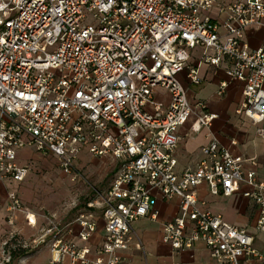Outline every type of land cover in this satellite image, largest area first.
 <instances>
[{
	"label": "built area",
	"instance_id": "1",
	"mask_svg": "<svg viewBox=\"0 0 264 264\" xmlns=\"http://www.w3.org/2000/svg\"><path fill=\"white\" fill-rule=\"evenodd\" d=\"M216 7L223 21L207 14ZM251 28L264 30V0H0V184L29 176L30 164L18 162L26 147L57 158L69 174L83 152L118 164L106 193L78 214L77 239L73 223L50 220L34 240L49 244V264H130L123 252L134 224L156 219L160 198L180 199L179 213L163 225V242L174 250L203 242L224 264H264L255 236L212 212L197 192L207 184L211 194L229 197L248 185L244 196L259 206L256 229L264 234V181L245 170L256 158L235 155L215 137L194 169L179 173L176 157L179 129L192 116L195 133L218 117L204 102L194 109L180 77L199 85L202 65L228 64L220 93L230 81L244 84L237 113L264 138V36L252 49ZM158 90L169 94L167 106ZM8 199L11 226L18 213L37 226L17 190ZM98 208L106 235L92 256Z\"/></svg>",
	"mask_w": 264,
	"mask_h": 264
},
{
	"label": "crops",
	"instance_id": "2",
	"mask_svg": "<svg viewBox=\"0 0 264 264\" xmlns=\"http://www.w3.org/2000/svg\"><path fill=\"white\" fill-rule=\"evenodd\" d=\"M232 1L233 0H219V3L228 4ZM207 14L215 21H223L225 19V15L221 14L217 7L207 12ZM263 36L264 30L249 29L247 31V37L250 47L252 49L259 48L262 44ZM202 52V49L199 48L192 51V64L198 62ZM227 67V63H224L220 68L202 65L200 69L202 82L199 85L191 84L185 73L180 76L183 84L188 89L189 99L194 109H197V103L204 102L206 104V111L217 114L218 117L212 122L209 128L203 127L198 133L192 131V124L196 120L195 116H192L188 123L179 129L181 141L176 152V157L178 159L177 171L181 173L188 169H194L202 158V147L215 137L222 146L229 148L235 155H241L246 158H256L254 164H245V170L256 171L259 179L264 181V138L257 135V127L248 118L237 113L243 101L244 84L239 81H230L226 90L220 93L221 83L229 82L226 74ZM156 98L162 101L165 106L169 104V94L165 90H158ZM20 152L21 151L18 153V162L20 164L29 163L27 161H22ZM86 155L92 157L89 153L83 152L79 159ZM117 169L118 164L116 166V172ZM23 182L17 183L9 181L0 184V197L2 203V211L0 213V243L4 232H7V229L11 227L7 221L6 211L9 204L8 191L10 189L17 190L23 201L19 192L20 185ZM110 185L111 183L109 186ZM249 189V186L243 183L241 184L240 190L232 196H216L211 194L207 184H203L197 189V192L200 200L204 202L205 206L212 212L221 214L230 224L246 228L253 234L255 236V245L264 253V234L256 229L259 206L253 200L244 196V192ZM106 191L103 193H106ZM25 208L36 215L37 226H30L23 213L16 214L15 224L24 222L31 228L41 227L43 222L39 216L26 205ZM155 210L158 212L156 219H152L149 216L134 224L135 238L130 248L123 252V256L128 259L130 264H224L211 255L209 249L203 242H198L193 248L183 251H176L170 245L163 242V225L172 220L179 213V198H174L172 200L160 198ZM96 211L98 215V228L89 241V245L93 249L92 256L95 255V249L101 245L106 235L102 210L98 208ZM76 218L65 224L57 221L62 226L73 223L75 234L71 239L74 240L77 239L80 230L79 225L75 223ZM46 227L47 223L42 230ZM51 260V249L49 244L46 243L42 244L40 251L35 255L15 262V264H49Z\"/></svg>",
	"mask_w": 264,
	"mask_h": 264
},
{
	"label": "rangeland",
	"instance_id": "3",
	"mask_svg": "<svg viewBox=\"0 0 264 264\" xmlns=\"http://www.w3.org/2000/svg\"><path fill=\"white\" fill-rule=\"evenodd\" d=\"M22 161L29 162L32 170L20 185L19 192L25 205L42 220L39 228L28 227L19 222L7 229L0 243V264H15L24 258L31 257L40 251L36 246L42 228L50 220L63 224L73 221L87 208L89 202L98 198L109 187L116 172V161L111 157L82 156L78 159L77 172L65 173L56 158L43 155L33 147L21 150ZM9 230V231H8ZM15 234V237H11ZM12 238V239H11ZM10 240L9 245L4 242ZM19 254L11 258V252ZM21 250H26L24 254Z\"/></svg>",
	"mask_w": 264,
	"mask_h": 264
},
{
	"label": "trees",
	"instance_id": "4",
	"mask_svg": "<svg viewBox=\"0 0 264 264\" xmlns=\"http://www.w3.org/2000/svg\"><path fill=\"white\" fill-rule=\"evenodd\" d=\"M9 243H10V242H9ZM8 245H9V244H8ZM25 251H26V250H21V253L24 254ZM19 254H20V253H19ZM19 254L16 252V250H15L14 252H11V258H12V259H13V258H16ZM7 264H10V261H9V263H7Z\"/></svg>",
	"mask_w": 264,
	"mask_h": 264
}]
</instances>
